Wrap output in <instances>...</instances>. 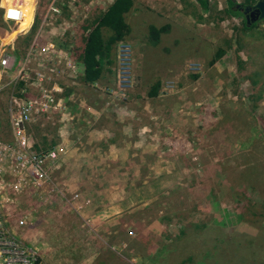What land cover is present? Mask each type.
Here are the masks:
<instances>
[{
    "label": "rangeland",
    "instance_id": "374dc122",
    "mask_svg": "<svg viewBox=\"0 0 264 264\" xmlns=\"http://www.w3.org/2000/svg\"><path fill=\"white\" fill-rule=\"evenodd\" d=\"M23 1L27 9L18 27L4 23L2 10L0 23L10 31H23L36 13V30L47 21L38 44L49 42L55 54L49 63L26 65L29 82L48 67H63L65 56L74 60L84 23L112 2L32 0L28 7L29 0ZM225 1L205 0L203 6L197 0H133L124 16L130 35L115 45L112 64L104 66L99 81L85 85L78 73L67 70L58 77L54 69L50 84L65 87V109L59 111L71 119L70 135L96 131L121 140L122 135H134L135 150L132 158L118 153L99 174L87 172L110 181L106 194L124 201L116 216L100 213L102 220L89 225L77 214L72 198L77 195L68 187L81 183L79 172L68 173L77 181L66 182L65 191L59 173L49 169L56 184L49 199L38 201L29 193L16 197L9 209V227L34 245L47 264H177L187 255L198 261L204 254L208 264H264V22H252L256 28L244 32L239 18L226 15ZM1 6L5 7L3 0ZM150 26L166 27L155 44L146 36ZM10 31L4 42L16 41ZM27 46L15 57L17 69ZM216 50L223 55L211 65ZM4 52L10 53V48ZM15 74L12 69L3 82ZM154 80L160 87L157 96L148 98L146 91ZM22 86L17 80L14 94ZM9 90L10 85L0 93V140L5 142L10 140L5 112ZM56 117L57 123L60 114ZM41 124L40 118L34 127L48 132ZM30 134L34 137L33 127ZM76 143L78 147L79 140ZM144 144L148 149L139 160L140 172L132 174ZM61 160L59 170L63 167L64 172L65 156ZM194 182L210 186L198 187V200L191 195ZM81 189L76 191L89 190ZM86 195L97 204L92 191ZM240 212L243 221L233 218ZM119 219L123 221L117 229ZM219 220L225 223L223 230ZM185 227L188 234H180V243L161 238ZM236 228L238 233L232 231Z\"/></svg>",
    "mask_w": 264,
    "mask_h": 264
},
{
    "label": "built area",
    "instance_id": "2783aa9c",
    "mask_svg": "<svg viewBox=\"0 0 264 264\" xmlns=\"http://www.w3.org/2000/svg\"><path fill=\"white\" fill-rule=\"evenodd\" d=\"M1 1L0 9L3 11L4 23L18 26L25 16L23 14L27 9L26 3L23 0H14L13 2L3 0L5 7H2ZM31 1H28V7H30ZM232 1L235 4L242 2V0ZM50 7L51 11L56 13L55 8L51 5ZM5 9H10L9 13L5 14ZM47 13H49V7ZM46 22L41 21L40 25L43 27ZM41 26L32 36L21 56L18 69L12 52H10L11 54L4 52V48L8 47V43L10 44L12 39L4 42L8 36L6 34L0 41V93L10 85L5 102L10 140L8 142L0 140V264H47L38 249L34 245L23 242L9 227L8 222L9 209L17 196L29 193L38 201L49 199L52 196L53 186L56 184L51 178L49 169L57 172L61 166V157L65 154V149H57V147L44 152L38 151L34 147L33 139L28 131L29 126L36 125L40 118L47 119V116L57 113L60 114L58 121L64 119L59 110L65 109L61 104L65 100L62 97L65 87L58 85L57 82L50 84L53 82L54 69L58 77H62L67 70L71 74L78 73L76 61H69L65 56L62 58L63 67H48L40 75L36 74L32 82L27 80L24 73L27 64L31 62L30 64L39 66L40 63L37 60L49 63V57H55L54 48L49 42L43 45L38 44L42 36ZM26 29L27 27L23 31H10L9 35L14 33L16 36ZM12 69L16 71L15 77L13 79L10 77V81L4 83L3 78L7 77ZM17 80L22 81L23 86L19 89L18 94H14L13 87ZM70 120L68 119V121Z\"/></svg>",
    "mask_w": 264,
    "mask_h": 264
},
{
    "label": "trees",
    "instance_id": "16d2710c",
    "mask_svg": "<svg viewBox=\"0 0 264 264\" xmlns=\"http://www.w3.org/2000/svg\"><path fill=\"white\" fill-rule=\"evenodd\" d=\"M197 1H199V3L203 6L206 5L205 0ZM257 1L258 0H245L238 6L232 0H226L225 13L226 15L239 18L242 23L241 29L244 32H248L251 29H255L257 23H250L249 25H246L243 15L241 14L238 8L250 6ZM133 5V0H112V2L91 21H87L84 23V26L82 27L84 35L80 38V41H78V45L74 48L73 51V57L76 61L77 71L79 72V77L83 84L89 85L99 81V79H101L104 74V66H110L112 64L115 45L123 39L128 38V35H130V30L125 22L124 16L125 14L130 12V10L133 8ZM35 15L36 13L33 16L30 25L27 27L26 32L18 34L16 36L15 42L13 40L10 42L8 48H10L12 54L14 53V57H19V54L23 51V46H27L34 32L36 31V28L38 26L37 18L39 17V15ZM260 21L264 22V19ZM8 31H10L9 28L0 23V34L3 37L7 34ZM165 31L166 27H161L157 29L154 26H150L147 28L146 36L150 43L153 42V44H155L156 42H158L160 35ZM17 40L19 41V43L21 41V43L17 44ZM222 55L223 52H221L220 50H216L213 53L211 57L212 59L211 61H209V63L212 65L215 61L219 60ZM105 73L107 72L105 71ZM159 87V81L154 80L153 83L148 86V89L146 91V97L151 98L157 96ZM65 94H63L62 97L66 100L67 96ZM56 116L57 115L54 114L52 115V117H49V121L53 120L51 121V124L47 126L49 127L48 132L45 131L46 133H49V135H54L53 128L55 120L57 121ZM33 129L35 130V135L36 133H40L42 131H39L38 126H33ZM38 136L39 135H37V137ZM39 143L41 145V149L46 150L47 148H43H45L46 146L49 147V149L52 148L56 143V139L53 140V138L51 137L48 145L43 139H40ZM198 187L202 188V190L210 189V186L206 185L204 182H194L191 195L197 200L200 199V197L195 194V192L198 190ZM241 196H244V193H242ZM197 206H199L198 201H196V207ZM189 211L191 212L192 210L189 209ZM241 213L242 212H240V214H236L233 218H235V220L237 221H243V215ZM219 219H224V216H220ZM122 221V219H119V225L117 226V229L121 227ZM219 223L223 230L225 223L222 224L220 220ZM239 226L243 227L244 223H239ZM122 227H124V225ZM234 229L232 231L238 233L237 228L236 231ZM186 230V227L180 228L176 235L170 237V235L164 234L161 236V238L166 240V242L180 243V234L184 233V237H186V235L188 234ZM237 241L238 237L236 238V242L234 244H237ZM219 244L223 245L221 242ZM224 246L226 247V245ZM198 259L200 260H194L190 255H187L186 257L181 259L177 264H208L204 261V259L208 260V255L204 254V256H201ZM258 261H261V257H259ZM161 264H165V261H162Z\"/></svg>",
    "mask_w": 264,
    "mask_h": 264
},
{
    "label": "crops",
    "instance_id": "0c3cea01",
    "mask_svg": "<svg viewBox=\"0 0 264 264\" xmlns=\"http://www.w3.org/2000/svg\"><path fill=\"white\" fill-rule=\"evenodd\" d=\"M225 8V6H224ZM19 58V57H18ZM89 113V111H88ZM205 114V113H204ZM48 117V116H47ZM41 128H45V126H49L51 120L49 122V117L47 119L42 118ZM70 122L66 119H61L56 123L54 122V135H49L48 133L42 132L37 138L32 137L34 145L37 150H42L41 145L39 143L40 139H43L47 145L51 137L56 139L55 147L65 149V165L66 169L63 172V167L61 170H58L59 178L64 183V189L67 191L66 182L73 180L76 182L77 179H73L72 175L68 176V173L79 172L80 173V182L78 181L73 185L69 186L68 189L71 192H75L77 197L72 196L75 201H77L78 207L74 206V209L77 210V214L82 217L83 220L86 221L89 225H93L92 222H96L98 220H102L100 213L105 215V218H110L111 216H116L119 214L118 204L123 203L124 201L119 200L113 195L106 194L107 188L111 185L110 181L100 179H96L94 176L87 175V172L101 173V167L106 166L107 163L111 160V162H115L117 160V154L120 153L122 158H127L134 156V148L133 147V139L134 135L131 138H128L130 135H100L96 131L89 132L87 135H70L73 132V129L70 126ZM58 125V128H57ZM191 129V128H190ZM41 130V129H40ZM186 128V132H187ZM57 132V134H56ZM56 134V135H55ZM188 135V134H186ZM80 136V137H79ZM78 137V138H77ZM76 139L79 140V146L76 147ZM104 140V141H102ZM121 140V141H120ZM120 142V144H119ZM138 156L136 159L137 166L135 168L130 169V173L135 174L140 172V166L138 167L139 160L142 158V154L148 149L146 144L139 146ZM49 149V147H45L43 149ZM46 149V150H47ZM134 149V150H133ZM61 174V175H60ZM64 178H63V177ZM82 178L86 179V182L82 181ZM92 178V181H91ZM62 186V185H61ZM85 187L89 189L87 192H81L80 194L76 191L79 188ZM106 188V191H103ZM62 190V189H61ZM82 190V189H81ZM89 191H92V196L94 199H97V204L90 199L86 195ZM72 194V195H73ZM103 196V197H102ZM76 198V199H75ZM101 198L106 199V204H100Z\"/></svg>",
    "mask_w": 264,
    "mask_h": 264
},
{
    "label": "water",
    "instance_id": "95a60500",
    "mask_svg": "<svg viewBox=\"0 0 264 264\" xmlns=\"http://www.w3.org/2000/svg\"><path fill=\"white\" fill-rule=\"evenodd\" d=\"M238 9L243 15L246 25H249L254 21H260L264 19V0H258L253 7H242Z\"/></svg>",
    "mask_w": 264,
    "mask_h": 264
},
{
    "label": "clouds",
    "instance_id": "9594fccd",
    "mask_svg": "<svg viewBox=\"0 0 264 264\" xmlns=\"http://www.w3.org/2000/svg\"><path fill=\"white\" fill-rule=\"evenodd\" d=\"M255 4V3H254ZM254 4L253 5H250V6H245V7H253L254 6ZM236 5H240V4H236ZM1 10V9H0ZM34 125H30L29 126V128H28V131L30 132V128L31 127H33ZM56 145H54L52 148H54ZM34 147H35V145H34ZM36 148V147H35ZM52 148H50V149H52ZM50 149H47V150H38V151H40V152H44V151H48V150H50ZM127 231H128V229H127Z\"/></svg>",
    "mask_w": 264,
    "mask_h": 264
},
{
    "label": "bare ground",
    "instance_id": "6f19581e",
    "mask_svg": "<svg viewBox=\"0 0 264 264\" xmlns=\"http://www.w3.org/2000/svg\"><path fill=\"white\" fill-rule=\"evenodd\" d=\"M245 1V0H244ZM20 57V56H19ZM79 73V72H78Z\"/></svg>",
    "mask_w": 264,
    "mask_h": 264
},
{
    "label": "flooded vegetation",
    "instance_id": "af4514ba",
    "mask_svg": "<svg viewBox=\"0 0 264 264\" xmlns=\"http://www.w3.org/2000/svg\"><path fill=\"white\" fill-rule=\"evenodd\" d=\"M248 17H249V15H248Z\"/></svg>",
    "mask_w": 264,
    "mask_h": 264
}]
</instances>
